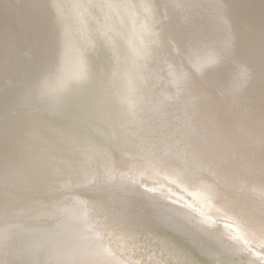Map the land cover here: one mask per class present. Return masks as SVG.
<instances>
[{
    "label": "water",
    "instance_id": "water-1",
    "mask_svg": "<svg viewBox=\"0 0 264 264\" xmlns=\"http://www.w3.org/2000/svg\"><path fill=\"white\" fill-rule=\"evenodd\" d=\"M211 3L229 30L206 48L196 24L193 74L166 0H0V264H248L229 225L264 240V0Z\"/></svg>",
    "mask_w": 264,
    "mask_h": 264
},
{
    "label": "bare ground",
    "instance_id": "bare-ground-1",
    "mask_svg": "<svg viewBox=\"0 0 264 264\" xmlns=\"http://www.w3.org/2000/svg\"><path fill=\"white\" fill-rule=\"evenodd\" d=\"M166 1L168 3L166 6V10L168 13L167 37L168 40L171 41L172 43L171 44L172 47H170V49L172 48V50H174V55H175L174 57H176L177 54L175 52L176 49L178 50L179 55H182L180 53H183V55L186 57V64L188 66V69L191 71V73L194 74L199 70V67L196 68V62H195L196 59L194 61V57L196 56V38H197L196 24L198 25L199 31L201 33L200 39L197 38V43L201 42L202 45L204 44L206 48H207V42L204 39V37H205V31H208L209 27L213 28L216 25V32L218 34V37L220 38L223 37L225 39L224 34H226V31L228 29L227 28L228 22L226 21V6L221 3L223 6L219 5V7H217L218 5L216 4L217 6L215 7L217 8V12H216L217 15L215 16L214 14H212V11L209 7L212 0H166ZM199 6L202 10L201 13L202 16H199L197 18L196 13H197V7ZM220 13L223 19V21L221 22H220V18L218 19ZM154 29L157 30V26H155ZM260 38L264 39V34ZM192 48L194 49L190 50ZM222 55L223 57L226 56V54H222ZM153 173H154L153 176L154 177L156 176V179L151 175H148V178L153 179L158 184L157 186H160V188L157 189L159 194H172L176 196L178 199H181L184 196L186 197L191 196L192 198H194L193 202L195 203V205L197 204L203 208L202 212L204 213L205 217L210 218L213 215L215 216L217 214L218 212L217 206L213 203L212 199L208 198L203 192H201L200 189L193 186L189 187L186 184L179 183V181L174 177V175L172 176L168 175L165 178V176L159 174L157 171H153ZM146 183L147 182H142V185L147 186ZM79 188H80V192L76 194H78L80 196V199H83V201H87L88 193L89 191H91L90 188L87 187H79ZM229 226H230L229 229L232 230V232L235 234L237 240L243 244L245 243L246 244L245 249L250 251L251 256L249 255V257L252 260L250 259L248 264H256L254 261L257 260L264 261V240L256 238L250 235V233L249 234L246 233L243 229L239 227H235L234 225L232 226L229 225ZM99 238L100 237L97 236L96 240H99ZM260 263L262 262L260 261L258 264Z\"/></svg>",
    "mask_w": 264,
    "mask_h": 264
}]
</instances>
